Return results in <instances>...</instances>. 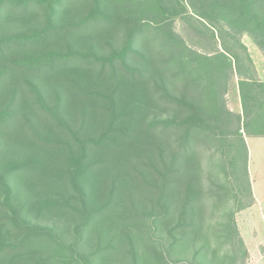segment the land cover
I'll return each mask as SVG.
<instances>
[{
    "label": "rangeland",
    "instance_id": "374dc122",
    "mask_svg": "<svg viewBox=\"0 0 264 264\" xmlns=\"http://www.w3.org/2000/svg\"><path fill=\"white\" fill-rule=\"evenodd\" d=\"M18 1L10 3L11 14L0 17V181L11 190L14 206L23 211L22 219L28 220L34 231L52 238L34 248L38 260L52 257L51 264L212 262L209 255L207 263L200 257L192 260L199 247L205 245L201 236L188 250L173 245L178 232H170L178 224L175 218L180 213H170L163 223L157 222L156 216L143 206L147 196L127 176L126 171H130L122 167L123 162L100 166V147L95 145L101 131L100 100L89 98L94 92L100 95V65L94 66V60L85 61L80 56L106 57L100 46L106 52L105 47L110 46L120 51L126 37L141 28L147 42L153 37L156 45L167 43L171 47L170 55L174 62L177 60L175 67L182 64L195 87H203L210 79L217 91L223 107L219 111V133L211 142L209 137L196 147L203 189L215 185L234 191L232 181L226 183L222 177L211 175L210 170L231 172L232 164L237 162V167H243L242 156H234L223 142L237 128L246 147L249 187L241 180L239 187L235 185L234 196L229 191L225 205L217 211L209 207L205 217L211 248L223 244L213 264H264V205L259 209L252 195V183L256 193L258 186L264 185V164L260 163L264 146L252 139L259 136L252 135L250 127V134L243 131L239 95L240 82L245 78L264 82V35L258 26L236 16L221 19L214 12L208 13L207 23L191 12V0H163L164 13L155 10L134 18L126 15L129 25L102 39L100 24H89L100 6L90 2L71 4L48 23L49 0H38L46 3L44 7H29L31 17L27 18L21 17L25 11ZM50 24L54 31L34 44L15 41L17 36L29 35ZM225 51L238 58L230 69L220 57ZM199 57H212L215 62L204 64ZM208 68L212 69L211 75ZM182 83L178 81L176 85ZM154 84L170 87L162 76L160 81H150L151 87ZM200 91L196 94L198 100ZM169 118L170 114L163 111L158 120ZM131 163H136L134 150L127 164ZM15 167L24 169L9 173ZM109 178L115 179L117 188L113 201L103 210L106 199H100V182ZM1 196L0 192V201ZM233 222L241 246L232 241L229 229Z\"/></svg>",
    "mask_w": 264,
    "mask_h": 264
},
{
    "label": "trees",
    "instance_id": "16d2710c",
    "mask_svg": "<svg viewBox=\"0 0 264 264\" xmlns=\"http://www.w3.org/2000/svg\"><path fill=\"white\" fill-rule=\"evenodd\" d=\"M37 1L19 0L17 2V5L23 7L25 11L21 14L22 18L31 17L27 13L29 7L38 9L46 4ZM49 1L46 5L48 23L57 15V12L67 10L71 4L82 6L90 2L100 6V11L97 9L94 12L89 24H100L102 39L110 34L116 35L123 30V25H129L130 21L125 18L126 15L134 18L138 14L144 15L155 10L162 14L165 9L163 0ZM14 2L15 0H0V17L11 14L10 3L14 4ZM188 7L195 16L207 23H209L208 13L212 12L226 20L235 16L243 18L258 26L264 35V0H195V2L191 0L188 2ZM166 12L170 13L171 10L166 9ZM209 26L213 31L216 30L213 25ZM53 31L50 24L29 35L17 36L15 41L34 44L36 39L48 37ZM142 33L141 28L134 30L130 36L126 37L124 47L120 51L111 49L110 44H108L110 47H105L107 52L100 46V52L105 51L106 57L98 58L92 54L80 56L85 61L94 60L92 63L94 66L100 65V75L97 76L100 80V95L94 92L89 96V98L94 97L100 100L101 131L95 144L100 147L97 150L100 152V166L123 162L122 167L129 168L130 171H126L127 176L131 178V181H136L138 184L136 187L143 190L147 196L144 204L142 203L143 206L156 216L157 222L163 223L170 213H180L178 219L174 216L178 224L173 226L171 234L169 233L172 235L178 232V238L173 245L183 246L188 250L196 242L197 236H201L205 240V245L199 247L192 260L195 262L196 258L200 257L204 263H207L209 255V263L212 261L211 264H213L223 244L211 248L209 242L211 233L207 231L205 217L209 207L212 211L215 207L217 211L225 205L229 191L234 196L237 190L235 185L239 187L241 180L249 187L246 147L242 143L240 128H237L231 138L223 142L234 156H242L243 167H237V162L232 164L231 172L225 169L210 170V174L216 178L222 177L226 183L232 181L234 191L215 185H213L214 188L209 187L204 190L196 147L209 137L211 142V139L219 133V111L223 107L217 99V91L210 79L203 87H195V81L191 79V74L185 75L182 64L179 68L175 67L177 60L174 62V56L170 55L171 47L167 43L156 45L153 37H150L147 42ZM135 38L138 40L136 41ZM241 48L244 50V47L241 46ZM166 49L168 52L165 51ZM148 52H150L149 55H147ZM165 53L168 54L164 57ZM51 57L54 58L53 55ZM220 57L223 58L227 69L231 68L232 62L235 65L238 63L237 56L231 52L220 53ZM64 60L66 61L67 58ZM198 60L204 64L215 62L212 57H199ZM129 64L137 65L138 68L130 67ZM211 70L208 68L210 75L213 73ZM165 72H167L166 77ZM161 76L170 87L155 84L151 87L150 81L154 82L156 79L160 81ZM178 81L183 82L181 86L176 85ZM199 89L202 98L200 100L196 95ZM239 95L243 112V131L248 134L250 127L251 131H254L252 135L264 137V82L245 78L240 82ZM163 111L170 114V118L166 121L158 120L163 116ZM133 150L136 163L127 164L129 154ZM212 156L210 161L214 159ZM21 169L24 168L15 167L9 173H16ZM82 174V172L79 173V175ZM115 184V179L110 178L100 182V199H106L102 206L103 210H106L110 201H113L117 188ZM0 192L2 194L0 264H51L52 257L38 260L37 251L34 250L45 240L46 242L52 240L51 236L34 231L28 220L22 219L23 211L14 206L11 190L1 181ZM60 208L64 207L60 206ZM85 226L86 224L81 229ZM229 230H232V241L241 246L242 242L234 222L232 229Z\"/></svg>",
    "mask_w": 264,
    "mask_h": 264
},
{
    "label": "crops",
    "instance_id": "0c3cea01",
    "mask_svg": "<svg viewBox=\"0 0 264 264\" xmlns=\"http://www.w3.org/2000/svg\"><path fill=\"white\" fill-rule=\"evenodd\" d=\"M252 139L254 141H256L258 146H260V147L264 146V137H252ZM263 154H264V152H263ZM263 154H261V157H260L261 165L264 164V155ZM251 163H252V160H251V157L249 156V166L251 165ZM263 168H264V166H263ZM252 195H253V203L256 206H258L259 209H261V207L264 205V185L258 186L257 193H256V189H255L254 183H252ZM263 208L264 207H262V209Z\"/></svg>",
    "mask_w": 264,
    "mask_h": 264
}]
</instances>
